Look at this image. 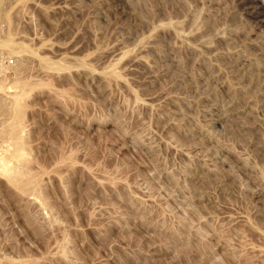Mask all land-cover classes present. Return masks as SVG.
Instances as JSON below:
<instances>
[{
	"label": "rangeland",
	"instance_id": "rangeland-1",
	"mask_svg": "<svg viewBox=\"0 0 264 264\" xmlns=\"http://www.w3.org/2000/svg\"><path fill=\"white\" fill-rule=\"evenodd\" d=\"M0 264H264V0H0Z\"/></svg>",
	"mask_w": 264,
	"mask_h": 264
},
{
	"label": "bare ground",
	"instance_id": "bare-ground-1",
	"mask_svg": "<svg viewBox=\"0 0 264 264\" xmlns=\"http://www.w3.org/2000/svg\"><path fill=\"white\" fill-rule=\"evenodd\" d=\"M250 4H252V5L255 6V9L252 8V9L254 10V11L252 10L253 13H254V14L259 13V11H258L259 8H258V6H256L257 4H255L253 1H252V2L250 1ZM250 6H251V5H250ZM252 15H253V14H252ZM255 16H257V15H255ZM17 150L20 152L19 149H17ZM17 155H18V154H17ZM17 155H15V156H17ZM19 156H20V155H19ZM19 156L17 157V159L19 158ZM20 158H21V156H20ZM11 161H12V160H11ZM17 161H18V160H17ZM11 165H13V164H11ZM11 165H10V167H11ZM4 167H5V166H3V170H4ZM7 167H9V166H7ZM7 167H6V168H7ZM10 167H9V168H10ZM11 169H12V168H11ZM4 171H6V170H4ZM16 174H17V173H16ZM17 175H19V174H17ZM15 176H16V175H14V177H15ZM18 178H19V177H18ZM8 179H9V178H8ZM15 179H16V177H15ZM20 179H21V178H20ZM10 180H11V179H10ZM16 180H17V179H16ZM12 181H13V179H12ZM24 183H25V182H24ZM24 183H23V184H24ZM15 186H16V185H15ZM20 186H21V185H20ZM21 187H23V185H22ZM23 188H24V187H23ZM24 189H25V188H24Z\"/></svg>",
	"mask_w": 264,
	"mask_h": 264
},
{
	"label": "built area",
	"instance_id": "built-area-1",
	"mask_svg": "<svg viewBox=\"0 0 264 264\" xmlns=\"http://www.w3.org/2000/svg\"><path fill=\"white\" fill-rule=\"evenodd\" d=\"M4 61H5V62H6V61H8V62H9V61H11V60H5V59H3V60H2V62L4 63Z\"/></svg>",
	"mask_w": 264,
	"mask_h": 264
}]
</instances>
